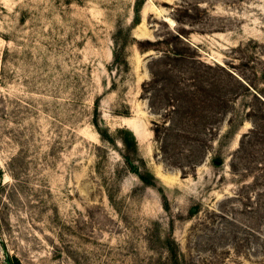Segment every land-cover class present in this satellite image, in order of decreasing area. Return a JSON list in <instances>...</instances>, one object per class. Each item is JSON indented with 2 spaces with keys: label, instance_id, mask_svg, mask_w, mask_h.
<instances>
[{
  "label": "rangeland",
  "instance_id": "rangeland-1",
  "mask_svg": "<svg viewBox=\"0 0 264 264\" xmlns=\"http://www.w3.org/2000/svg\"><path fill=\"white\" fill-rule=\"evenodd\" d=\"M147 40L255 88L156 137ZM254 93L264 0H0V264H264V139L233 162Z\"/></svg>",
  "mask_w": 264,
  "mask_h": 264
},
{
  "label": "trees",
  "instance_id": "trees-1",
  "mask_svg": "<svg viewBox=\"0 0 264 264\" xmlns=\"http://www.w3.org/2000/svg\"><path fill=\"white\" fill-rule=\"evenodd\" d=\"M147 42L151 45L141 48L142 51L147 52L153 49L156 52L149 57L147 66L150 72V78L143 82L142 90L145 94L144 98L149 102L151 111L164 117L162 122L154 121V132L156 137L161 134L162 127L169 129L166 131V134H168L171 130L175 129H170L172 126H182V123H186L187 125L192 124V126H194V124L197 123V121L191 119V116L190 118L188 117L190 113L189 101L197 96V94L200 95L199 100L202 103H205L203 109H206V112L203 114V123L205 125H211L214 121V112H225L228 114V101H233L246 95L245 93L240 92L239 85L240 87H246L247 91H250L247 85L254 87L251 82L245 85L239 76L237 77L225 69V66L219 64L213 66L207 64L197 56H186L169 48L161 49L159 46H155L156 44L151 40H147ZM123 51V47L117 44L115 49V61L118 65H123L125 68H129L128 59L125 57V54H123ZM172 57L176 59L182 58L186 63H184V61L181 63L171 62L169 59ZM216 67L224 70L226 72L225 74H228V77L225 79L221 73L212 71L216 70ZM233 78L236 79V81ZM225 83L227 85H225ZM211 89L217 90L215 95L216 99L214 100L218 101V105H220L217 111L211 110L212 108L207 105L209 98L202 97L204 91ZM253 96L264 104V98L262 99L255 93ZM222 99L226 100L224 104H222ZM125 115H129V112H125ZM247 115L252 119L253 127L251 130L243 134L237 153L233 155V162L242 149L245 148L247 140H257L256 143H254L256 145L258 139H264L263 116L252 110H249ZM234 116H238V113L234 115L231 114L229 120L230 125H232L233 121L236 119ZM250 145L253 146V142H251ZM255 145L253 146V151L250 153V156L258 151L255 150ZM163 148L165 151H169L167 143H165ZM233 162L231 166L234 169L235 164ZM259 209L260 212L264 213V204L261 202L259 203ZM262 224H264V219L262 220ZM258 234L260 239L264 240V232L259 230Z\"/></svg>",
  "mask_w": 264,
  "mask_h": 264
}]
</instances>
